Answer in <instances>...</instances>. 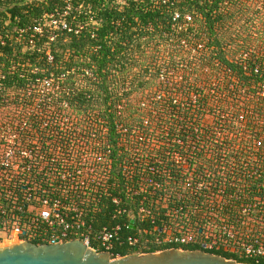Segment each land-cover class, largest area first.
<instances>
[{"label":"built area","instance_id":"obj_1","mask_svg":"<svg viewBox=\"0 0 264 264\" xmlns=\"http://www.w3.org/2000/svg\"><path fill=\"white\" fill-rule=\"evenodd\" d=\"M19 1L35 0L0 3ZM97 1L118 11L146 3L144 10L168 15L134 18L153 58L145 63L149 88L129 95L141 125L108 123L84 109L79 97L92 98L99 76L54 61L51 47L61 37L87 34L96 42L91 52L100 50L102 19L92 2L57 0L33 25L0 30L1 47L16 42L44 57L8 69L19 66L25 84L18 106L0 109V245L79 240L112 259L149 245L264 258V155L228 157L205 146L241 141L249 130L262 145L264 13L232 15L223 6L207 15L228 22L210 25L178 9L186 0ZM129 90L126 82L117 94ZM127 104L117 106L118 118Z\"/></svg>","mask_w":264,"mask_h":264},{"label":"trees","instance_id":"obj_2","mask_svg":"<svg viewBox=\"0 0 264 264\" xmlns=\"http://www.w3.org/2000/svg\"><path fill=\"white\" fill-rule=\"evenodd\" d=\"M93 3L98 12V17L101 20V29L99 32L100 50L93 54L91 48L96 44L87 34L79 37L68 36L59 38L51 47L54 61L63 64L67 67L80 64L93 68L99 76L97 88L91 92V99H84L80 95L79 102L84 106V109H92L100 111L102 117L107 116L108 123H115L121 120L122 123L133 126L138 125L141 121L139 118L138 104L134 101H129V95L137 94L149 88V82L154 80V77H149L148 67L145 63L152 60V55L147 39L143 41L141 38L143 33H136L134 27V18H138L142 22L148 20L163 19L159 11L144 10L148 5H138L129 3L124 10H114L112 7H103L97 0H88ZM259 0H186L178 4L179 10H189L203 15V19H197V22L212 24L214 21L220 22L222 25L228 22L227 17L211 18L207 14L212 11H219L224 6V10L234 14H245L250 11L256 13H264V2L260 8H257L256 3ZM57 4V0H35L31 3L26 1L0 3V30L15 31L16 29L24 28L28 25H33L32 21L40 17L45 12H52ZM142 4V3H141ZM102 6V7H101ZM144 6V7H143ZM164 13V12H163ZM228 17H230L228 15ZM122 20L121 26L116 27L113 21ZM246 24H243L245 27ZM112 33V37L110 34ZM137 34V35H134ZM20 43L7 42L5 46H0V109L13 108L18 106L20 96L19 89L25 84L23 80L18 79L20 67L18 66L15 72H10L9 66L12 64H20V61H31L33 64L36 61L44 60L42 55L37 52L23 53ZM264 73V72H263ZM264 76V74H263ZM149 77V79H148ZM126 82L130 83V90L119 96L117 90L119 88L126 89ZM17 92L18 95L15 93ZM128 102L125 106L123 116H116V108L121 103ZM141 123L138 127H140ZM241 141L231 139L222 143L210 141L207 145L209 149L216 155H224L228 157H246L250 155H264V135L262 134V145H255V138L252 131ZM238 134V132H237ZM247 172L246 170H242ZM264 172V169L261 170ZM250 188H253L249 184ZM252 196V195H250ZM264 202V201H263ZM253 216L259 217L262 214L259 210L252 213ZM178 249L176 245L165 247H147L138 249H120V256H126L132 253H155L159 250ZM183 250L195 251L203 250L199 247H188ZM217 256L234 260L242 264H264V258L255 261L254 259H245L231 251L217 250L207 251Z\"/></svg>","mask_w":264,"mask_h":264},{"label":"water","instance_id":"obj_3","mask_svg":"<svg viewBox=\"0 0 264 264\" xmlns=\"http://www.w3.org/2000/svg\"><path fill=\"white\" fill-rule=\"evenodd\" d=\"M0 264H242L204 250L168 249L156 253H132L117 259L79 240L36 245L29 242L0 246Z\"/></svg>","mask_w":264,"mask_h":264},{"label":"rangeland","instance_id":"obj_4","mask_svg":"<svg viewBox=\"0 0 264 264\" xmlns=\"http://www.w3.org/2000/svg\"><path fill=\"white\" fill-rule=\"evenodd\" d=\"M134 102H136V101H134ZM3 245L6 246V245H8V244H2V245H0V246H3Z\"/></svg>","mask_w":264,"mask_h":264}]
</instances>
